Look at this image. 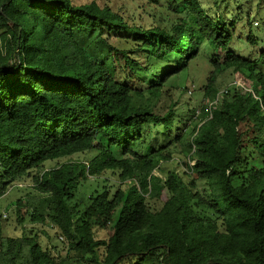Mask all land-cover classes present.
<instances>
[{
  "label": "trees",
  "instance_id": "1",
  "mask_svg": "<svg viewBox=\"0 0 264 264\" xmlns=\"http://www.w3.org/2000/svg\"><path fill=\"white\" fill-rule=\"evenodd\" d=\"M230 2L236 16L200 0H144L138 15L102 0H0V195L33 178L38 204L14 203L17 223H48L67 245L59 257L40 233L0 227V264H264V48L253 58L231 48L234 17L259 27L249 13L264 0ZM246 42L262 44L251 30ZM205 46L214 55L197 111L166 84ZM228 70L249 87L217 102ZM176 158L186 172L165 166ZM107 172L128 187L104 181L87 204L76 198Z\"/></svg>",
  "mask_w": 264,
  "mask_h": 264
},
{
  "label": "rangeland",
  "instance_id": "2",
  "mask_svg": "<svg viewBox=\"0 0 264 264\" xmlns=\"http://www.w3.org/2000/svg\"><path fill=\"white\" fill-rule=\"evenodd\" d=\"M103 2L109 3V5L112 6L114 10H120L121 8L126 12L124 13H132V9H138L136 14L142 12L141 9L138 8L144 0H102ZM202 6L206 10H210L212 13L215 11V9L221 13L226 12L228 6L231 8L233 4H231V0H226L224 3H220L219 7H216V0H200ZM220 1V0H219ZM263 9L260 11L258 15L255 11V6L252 7L251 12L249 13V20L252 22L253 20L259 21L260 26L255 28L247 25L248 18L242 17L240 19L234 17V22L236 24L234 37L235 41H233L231 48L232 49H240V53L247 55L248 57H257L259 56V53L264 48V26H263V20L264 18V2H262ZM231 12V13H230ZM228 16L232 17L233 15L236 16V10L233 11L230 10L229 13L226 12ZM234 13V14H233ZM250 30L253 34H255L259 40H262V44L258 43V45H251L247 44L246 42V36L249 34ZM203 56L202 58H198L194 60L191 69L189 72L185 75L180 74L179 76L172 77L169 79L168 83L166 84L167 89L169 90L171 97L174 101H179L180 105H188L189 107H193L197 109V111L200 110V107L205 102L204 96H203V90L202 87L204 86V83L207 79V76L209 75V64L207 60L211 57L213 54L212 51L208 46H205L202 49ZM214 55V54H213ZM221 54H215V56L220 57ZM192 84V85H191ZM186 86H190L193 89V93H188L187 90H185ZM217 87L219 88L220 94H219V100L224 95V92L227 91V89H233V87H237L239 89H248V82L244 79V77L238 73H234L232 70H228L225 73H223L221 76L218 77ZM220 102V101H219ZM95 155L94 152H87L80 155L73 156L71 158H62L55 161H48L45 163L46 169L56 168L60 164L72 161V162H83L88 163L90 159L93 158ZM123 154H119L118 158H122ZM166 167L175 169L179 171L181 174L183 172H186L187 169L185 168L184 164H181L180 161L176 158V160L168 162L165 164ZM157 171V170H156ZM157 174H160V172H156ZM108 172L106 174H102L99 177H93L88 176L86 181H81L79 190L76 194L77 199H84V204H87L88 200L87 197H89L92 194H96V192H100L103 190L105 182L106 184L110 185V192L113 193L117 190L118 187H121L122 189H126L128 187V183L121 184L120 180H118L117 177L109 176ZM185 179H189V176H185ZM105 181V182H104ZM34 180L33 178H24L21 181L20 186L12 187L7 191L5 194L0 195V227L3 231V234L6 236H13L18 237L22 234L23 229L27 230H33L34 233H40V240L42 245H48L51 247L53 253L59 257H65L67 254V245L64 243V240L59 237V235L51 229L50 226H47L48 223L40 224L35 223L30 220V218L27 217L25 223L23 225H19L16 221L17 217L14 213L15 207L13 206L14 203L17 201L22 202V207L25 208L27 205V201H33V205L38 204V196L34 190ZM197 191L200 192V194L207 198L209 191L207 188V184L204 180H199L197 182ZM150 205L153 208H157L160 206V202L157 201H149ZM6 214V217H3V214ZM97 236L98 237H107V232L104 230H97ZM70 261H67L69 263Z\"/></svg>",
  "mask_w": 264,
  "mask_h": 264
},
{
  "label": "built area",
  "instance_id": "3",
  "mask_svg": "<svg viewBox=\"0 0 264 264\" xmlns=\"http://www.w3.org/2000/svg\"><path fill=\"white\" fill-rule=\"evenodd\" d=\"M255 24H256V23H255ZM189 93H191V92H189ZM216 101H217V100H216ZM216 101H215V102H216ZM211 106H212V105H211ZM3 217H6V214H5V213L3 214Z\"/></svg>",
  "mask_w": 264,
  "mask_h": 264
},
{
  "label": "clouds",
  "instance_id": "4",
  "mask_svg": "<svg viewBox=\"0 0 264 264\" xmlns=\"http://www.w3.org/2000/svg\"><path fill=\"white\" fill-rule=\"evenodd\" d=\"M191 94V93H190Z\"/></svg>",
  "mask_w": 264,
  "mask_h": 264
}]
</instances>
